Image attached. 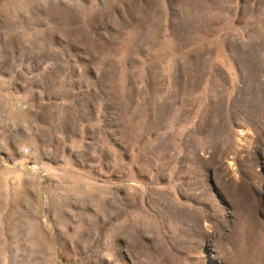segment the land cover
<instances>
[{
    "label": "rangeland",
    "instance_id": "obj_1",
    "mask_svg": "<svg viewBox=\"0 0 264 264\" xmlns=\"http://www.w3.org/2000/svg\"><path fill=\"white\" fill-rule=\"evenodd\" d=\"M0 264H264V0H0Z\"/></svg>",
    "mask_w": 264,
    "mask_h": 264
}]
</instances>
